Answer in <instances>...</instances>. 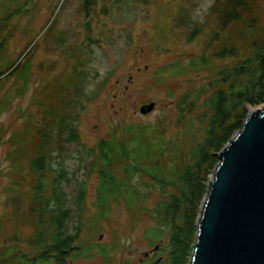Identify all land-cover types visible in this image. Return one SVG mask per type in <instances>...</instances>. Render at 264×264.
Wrapping results in <instances>:
<instances>
[{
	"label": "rangeland",
	"instance_id": "1",
	"mask_svg": "<svg viewBox=\"0 0 264 264\" xmlns=\"http://www.w3.org/2000/svg\"><path fill=\"white\" fill-rule=\"evenodd\" d=\"M84 3L27 0L22 15L13 18L16 29L9 34L6 55L16 64L28 58L30 68L27 81L17 76V70L0 80V246L15 242L16 248H24L36 228L30 195L34 177L28 161L37 132L43 124L54 125L55 112L64 116L65 128L51 139L50 165L56 168L61 161L74 172L62 185L68 197L87 178L84 216L89 220L96 178L85 174L81 163L86 159L76 158L78 150L93 146L114 128L147 122L160 125L171 139L174 149L166 150L162 162L180 165L189 157L192 134H201L202 121L196 116L210 112L208 100L216 88L210 82L216 75L213 65H236L264 38V0H94L88 13ZM6 4L0 0V13ZM61 34L63 41L57 42L55 35ZM200 54L210 58L212 67L189 65ZM72 78L76 87L70 91L62 87L63 80ZM151 101L154 107L140 112ZM263 104L242 100L227 123L246 118ZM71 129L78 138L66 142ZM208 177L209 183L213 172ZM134 184L141 197L132 205L114 202L98 229L91 231L88 221L80 239L89 247L71 264L170 260L172 231L153 207L158 200H167L172 189H150L140 177ZM66 204L74 206L73 198ZM201 208L202 203L198 215ZM76 219L75 214L68 231H74ZM159 226L161 235L151 239ZM195 237L196 232L185 239L193 245ZM99 245L106 247L105 253ZM185 252L187 248L179 264L185 261Z\"/></svg>",
	"mask_w": 264,
	"mask_h": 264
},
{
	"label": "trees",
	"instance_id": "2",
	"mask_svg": "<svg viewBox=\"0 0 264 264\" xmlns=\"http://www.w3.org/2000/svg\"><path fill=\"white\" fill-rule=\"evenodd\" d=\"M83 1L84 11L88 13V6L94 0ZM26 4L27 0H7L5 9L0 13V80L17 70V76L27 81L29 59L16 64V59L6 55L9 34L16 29L13 18L22 15L28 7ZM55 37L57 42L63 41L62 34ZM189 65L212 67L210 58L205 54L194 57ZM213 67L216 68V75L210 82L216 83V88L208 100L210 112L196 116L202 121L201 134H192L186 151L189 157L180 165L174 162L165 165L162 162V157L168 153L166 150L174 149L171 139L166 138L160 125L147 122L114 128L93 146L85 147L84 151L78 150L76 158L86 159L81 163L85 174L96 178L89 220L84 216L87 178L79 181L77 192L68 197L62 185L70 182L74 172L63 166L61 161L56 168L50 165L51 139L65 128L64 116L55 112L52 115L56 119L54 125L43 124L37 132L35 149L28 161L34 177L30 195L35 202L32 211L36 214V228L26 239V247L16 248L15 242L0 246V264H71L89 247L80 239L88 221L91 231L98 229L114 202L119 200L132 205L141 197L134 184L137 177L143 178L144 185L150 189H172L167 200H158L153 209L158 218L168 222L172 231L174 247L170 249L168 259L170 256L171 264H179L183 249L187 248V257L183 262L186 264L192 253V242L185 238L197 231L198 206L208 192V174L214 173L219 161L217 152L241 129L245 117L234 123H227V120L242 100L252 105L264 103V38L255 43L251 56L236 65L216 64ZM72 82L73 78L63 80L62 87L70 91L69 87L75 85ZM117 132L121 137H117ZM77 138L78 133L71 129L65 141ZM118 165L121 170L117 169ZM70 198H73L74 206L66 204ZM75 214L76 225L71 232L67 230L68 223ZM154 232L150 235L151 239L161 235L162 227H157ZM100 251L105 253L106 247L100 246ZM170 260L163 264H168Z\"/></svg>",
	"mask_w": 264,
	"mask_h": 264
},
{
	"label": "water",
	"instance_id": "3",
	"mask_svg": "<svg viewBox=\"0 0 264 264\" xmlns=\"http://www.w3.org/2000/svg\"><path fill=\"white\" fill-rule=\"evenodd\" d=\"M217 156L189 264H264V104L249 112Z\"/></svg>",
	"mask_w": 264,
	"mask_h": 264
},
{
	"label": "flooded vegetation",
	"instance_id": "4",
	"mask_svg": "<svg viewBox=\"0 0 264 264\" xmlns=\"http://www.w3.org/2000/svg\"><path fill=\"white\" fill-rule=\"evenodd\" d=\"M145 255H147V254H145Z\"/></svg>",
	"mask_w": 264,
	"mask_h": 264
}]
</instances>
